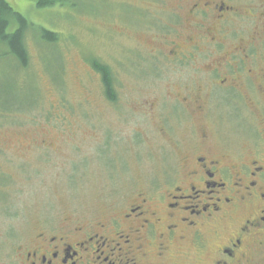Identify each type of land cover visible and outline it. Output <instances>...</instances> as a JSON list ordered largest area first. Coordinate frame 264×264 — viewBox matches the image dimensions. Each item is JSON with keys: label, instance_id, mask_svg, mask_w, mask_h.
Here are the masks:
<instances>
[{"label": "flooded vegetation", "instance_id": "obj_1", "mask_svg": "<svg viewBox=\"0 0 264 264\" xmlns=\"http://www.w3.org/2000/svg\"><path fill=\"white\" fill-rule=\"evenodd\" d=\"M139 17L162 48L143 55L138 46L127 73L135 86L157 80L153 90L171 97L159 109L176 166L149 191H136L115 217L38 223L17 248L20 264L264 258V0H173L166 8L141 7ZM218 107L238 129L217 126ZM170 120L174 126L165 127Z\"/></svg>", "mask_w": 264, "mask_h": 264}, {"label": "rangeland", "instance_id": "obj_2", "mask_svg": "<svg viewBox=\"0 0 264 264\" xmlns=\"http://www.w3.org/2000/svg\"><path fill=\"white\" fill-rule=\"evenodd\" d=\"M6 1L30 25L26 68L0 47V264H20L17 248L38 223L115 217L136 191L151 189L175 165L159 109L171 97L153 90L160 87L157 80L135 86L127 73L138 46L143 55L162 48L143 28L146 23L139 26L141 7L166 8L173 0H64L45 8L34 0ZM42 29L57 33L58 40L43 39ZM94 58L113 73L114 103L104 98L99 75L88 63ZM149 60L143 63L147 69ZM36 97L29 111H2L10 100L27 107ZM214 112L225 133L238 129L220 107ZM164 126L174 125L170 120ZM255 260L252 264H264V258Z\"/></svg>", "mask_w": 264, "mask_h": 264}, {"label": "trees", "instance_id": "obj_3", "mask_svg": "<svg viewBox=\"0 0 264 264\" xmlns=\"http://www.w3.org/2000/svg\"><path fill=\"white\" fill-rule=\"evenodd\" d=\"M37 7L45 8L62 4L64 0H34ZM15 26L11 31L9 28ZM29 22L19 12L15 11L6 0H0V47L4 48V55L9 56L21 68H26L29 63V55L25 44L26 33L29 29ZM41 37L43 39L54 42L58 40V34L52 31L42 29ZM91 69L98 73L104 98L109 102H116L117 92L115 88V80L112 71L106 65L94 58L88 61ZM59 75L52 78L58 81ZM56 82V81H55ZM38 96V92H37ZM37 97L33 104L22 107L14 103L12 100L3 103L2 111H25L31 110L36 106Z\"/></svg>", "mask_w": 264, "mask_h": 264}]
</instances>
